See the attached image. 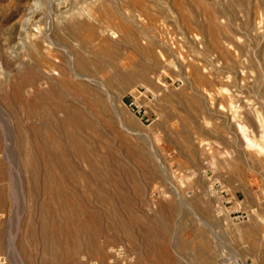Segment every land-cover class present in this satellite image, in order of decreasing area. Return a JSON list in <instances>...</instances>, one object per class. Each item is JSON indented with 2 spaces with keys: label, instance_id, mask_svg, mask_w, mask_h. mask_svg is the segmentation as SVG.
<instances>
[{
  "label": "rangeland",
  "instance_id": "rangeland-1",
  "mask_svg": "<svg viewBox=\"0 0 264 264\" xmlns=\"http://www.w3.org/2000/svg\"><path fill=\"white\" fill-rule=\"evenodd\" d=\"M0 19V264H264V0H0ZM48 46L57 71L36 63ZM143 88L159 94L148 121L130 107ZM59 101L86 123L53 134L77 133L99 173L76 142L57 161L35 151ZM64 190L97 213L98 252Z\"/></svg>",
  "mask_w": 264,
  "mask_h": 264
},
{
  "label": "bare ground",
  "instance_id": "bare-ground-1",
  "mask_svg": "<svg viewBox=\"0 0 264 264\" xmlns=\"http://www.w3.org/2000/svg\"><path fill=\"white\" fill-rule=\"evenodd\" d=\"M12 1H14V0H12ZM49 1V0H48ZM11 2V1H10ZM23 2V1H22ZM25 3V2H24ZM15 4V3H14ZM13 5V4H12ZM46 5V4H45ZM57 6V5H56ZM66 7V6H65ZM64 7V8H65ZM238 7V6H237ZM32 9V8H31ZM58 9V8H57ZM19 12V11H18ZM227 12V11H226ZM235 12V11H234ZM59 13V12H58ZM239 13V12H238ZM241 13V12H240ZM239 13V14H240ZM28 14V13H27ZM226 14V13H225ZM229 14V13H228ZM18 15V14H17ZM29 15V14H28ZM69 15V14H68ZM227 15V14H226ZM233 15V14H232ZM2 16V15H1ZM24 16V15H23ZM51 16V15H50ZM228 16V20H229V22H231V23H233L234 22V19H238V16L237 15H235V16H233V17H235V18H232L231 17V15H227ZM20 17H21V15H20ZM25 17H26V15H25ZM22 18V17H21ZM30 18V17H29ZM38 19V18H37ZM1 20V19H0ZM23 20V22H24V19H20V21H22ZM31 20H33V19H31ZM39 21V20H38ZM26 23V22H25ZM32 23H34V22H32ZM20 24V23H19ZM27 24V23H26ZM28 26H30L29 24H27ZM23 27H24V25H23ZM47 27V26H46ZM227 27V26H226ZM238 27V26H237ZM22 29V28H21ZM49 30V29H48ZM74 31V30H73ZM40 32V31H39ZM1 33V32H0ZM41 33V32H40ZM44 33V32H43ZM75 33V32H74ZM246 33V32H245ZM4 34V33H3ZM45 34V33H44ZM43 34V35H44ZM35 35V34H34ZM34 35H32V36H34ZM46 35V34H45ZM44 35V38L45 37H49V36H45ZM262 35V34H261ZM29 36V35H28ZM263 36V35H262ZM41 37V36H40ZM264 37V36H263ZM35 38V37H34ZM43 40V39H42ZM41 41V40H40ZM49 41H50V43L52 44L54 41L52 40V39H50L49 38ZM29 42V41H28ZM32 42H34V40L32 39ZM36 42V41H35ZM34 42V43H35ZM43 42V41H42ZM41 42V43H42ZM45 42V41H44ZM46 43V42H45ZM231 43V42H230ZM53 45V44H52ZM249 45V44H248ZM33 46V45H32ZM41 46H42V44H41ZM36 47V46H35ZM249 47V46H248ZM37 48V47H36ZM252 48V47H251ZM36 51V50H35ZM37 54L35 55V60H36V63H37V65H38V67H39V69H41V68H45V66H47L46 64H47V62L50 60V58L52 57V58H55V61H57L56 63L54 62V61H52V63L53 64H51V62H50V65L53 67V68H55V70H56V68H57V70H59L58 69V67H60L61 65H60V63L59 64H57L58 62H60L61 60H59V56L57 57V55H56V53L52 50V49H50V46H48V47H45L44 49H41V48H38L37 49ZM33 52H34V49H33ZM36 53V52H35ZM60 54V53H59ZM33 55V54H32ZM32 55H31V57H32ZM49 57V58H48ZM51 58V59H52ZM33 59V58H32ZM48 59V60H47ZM75 60V59H74ZM7 62H9V60L7 61ZM48 62V63H49ZM35 63V62H34ZM61 63H63V62H61ZM69 63V62H68ZM10 64V63H9ZM15 64V63H14ZM75 64V63H74ZM60 65V66H59ZM72 65V64H71ZM49 66V65H48ZM70 67V66H69ZM43 68V69H44ZM50 68V67H49ZM35 69H36V67H35ZM47 71H48V68H45ZM52 69V68H51ZM74 69H75V65H74ZM73 69V70H74ZM34 70V69H33ZM32 69H31V71H33ZM42 70V69H41ZM54 70V69H53ZM56 70V71H57ZM61 70L62 69H60V72H61ZM64 70V69H63ZM36 71V70H35ZM56 71H53V72H55V73H57ZM39 72V71H38ZM45 72V71H44ZM71 72V71H70ZM75 72H76V70H75ZM75 72H73V73H75ZM47 74H50V73H48V72H46ZM58 73H59V71H58ZM61 73H63V72H61ZM61 73H59V74H61ZM69 73V72H68ZM77 73H78V71H77ZM1 74V73H0ZM42 74H44V73H42ZM76 74V73H75ZM38 75V74H37ZM45 75V74H44ZM51 75H52V73H51ZM67 75V74H66ZM70 75H71V73H70ZM73 75V74H72ZM71 75V76H72ZM77 75V74H76ZM78 75H81V74H78ZM39 76V75H38ZM86 76V75H85ZM45 77H47V75H45ZM52 77V76H51ZM74 77V76H73ZM83 77V76H82ZM48 78V77H47ZM60 77H58V79H59ZM31 79V78H30ZM57 79V78H56ZM32 80V79H31ZM44 80V79H43ZM42 80V81H43ZM54 80V79H53ZM53 80H51V81H53ZM93 80H95V79H93ZM39 81L40 80H33V82H32V87L33 88H36V92H35V95L38 97V98H49V96H48V92L47 91H44V90H42V89H40V88H38L39 86H40V83H39ZM55 81V80H54ZM97 83H100V81H97V80H95ZM29 83V82H28ZM25 85V84H24ZM45 85H49V83L48 84H46L45 83ZM29 88H31V87H29ZM57 88V87H56ZM55 87H50V90H52V91H54V92H56L55 91V89H56ZM6 91H7V88H6ZM32 91V90H31ZM58 91V90H57ZM30 92V91H29ZM59 92V91H58ZM57 92V93H58ZM48 96V97H47ZM14 97V96H13ZM21 97V96H20ZM50 99V98H49ZM48 99V100H49ZM12 100V99H11ZM15 100V99H14ZM51 100H52V98H51ZM50 100V101H51ZM44 101V100H43ZM49 101V102H50ZM37 103V102H36ZM38 105V104H37ZM54 105V106H53ZM52 106V110L51 111H49V114H47L46 116H45V119L43 120V121H40V123H41V125L42 126H40L39 128H40V130L42 131V130H45V131H43L46 135H47V139L44 141V142H42V143H44V144H42V143H40V144H42V146L40 145V144H38L36 147H35V151H37V152H48V154L49 155H52L53 157H55L56 158V161L57 160H59V158H61V157H65V155L67 156L68 154H69V149H68V146H67V144L65 145H63V143L61 142L62 140H66V141H72V142H76V143H73V146H75V148H76V151L78 152V155H80V157H82L83 159L85 158V160L86 161H88V163L90 164V166H92V169H93V172H98L99 173V170L95 167V164H94V162L93 161H91L90 160V158H89V156L90 155H88V156H85L87 153H86V150H88V149H86L87 148V146L85 145V144H83V143H80L79 142V136L77 135V133H73V132H71V133H69V131H68V133H65V132H67V130L64 132V134L63 135H56V134H53V132H55V130L57 129L58 130V132L61 130V128L62 129H64V127H65V125L66 124H68V122H70L71 121V119L73 120H77V122L79 123V124H81V125H83L84 126V124L86 123L85 122V119H84V114H83V112L82 111H80V107L78 108V106L76 105V107H74L73 105H75V104H73V105H71V104H68L67 102H65V101H59V102H57V103H55V104H53ZM79 110H78V109ZM82 110V109H81ZM13 112V111H12ZM61 113H63V118H60L59 116H60V114ZM25 115V114H24ZM41 115V114H40ZM235 115L236 114H234L233 115V118L235 117ZM43 116V115H42ZM42 120V119H41ZM35 123V122H34ZM4 126V125H3ZM61 126V127H60ZM82 127V126H81ZM20 128V127H19ZM26 128V127H25ZM56 128V129H55ZM239 128H240V133H241V135L243 136V138H244V140H245V142L247 143V145L249 146V148L250 147H252V148H255V149H257L258 151H260V152H263V150H262V147L260 146V144H259V142L258 141H252L251 139H250V137H249V135L247 134V128L245 127V126H243V125H239ZM17 129H18V127H17ZM11 130V129H10ZM16 130V129H15ZM9 131V130H8ZM22 131V130H21ZM14 133H15V131H14ZM5 135V134H4ZM15 135V134H14ZM29 135V134H28ZM40 135V134H39ZM264 137V136H263ZM1 138V137H0ZM41 138H43V137H41ZM40 139V138H39ZM43 139H45V138H43ZM22 140V139H21ZM3 141H4V138H3ZM34 141V140H33ZM22 142V141H21ZM5 143V142H4ZM30 143V142H29ZM21 146V145H20ZM24 146V145H23ZM247 146V147H248ZM26 147V146H25ZM31 150L32 151V149H31V147H28V149L27 150ZM153 149V148H152ZM150 150V149H149ZM5 152V151H4ZM23 152V151H22ZM42 152V154H44ZM256 152V151H255ZM35 154V153H34ZM74 154V153H73ZM257 154V153H256ZM24 156V155H23ZM69 156V155H68ZM74 156H75V154H74ZM84 156V157H83ZM252 156V155H251ZM63 157V158H64ZM43 158V157H42ZM44 158H45V156H44ZM54 158V159H55ZM67 158V157H66ZM26 159V158H25ZM24 159V160H25ZM49 159V158H48ZM53 159V160H54ZM8 160V159H7ZM31 160V159H30ZM36 160V159H35ZM68 160V159H67ZM67 160H65V161H67ZM28 161V160H27ZM45 161V160H44ZM33 163H34V161H32ZM46 162V161H45ZM68 162V161H67ZM70 162V161H69ZM23 163V162H22ZM47 163V162H46ZM61 163V165H62V163H64V160L62 159V161L60 160L59 161V164ZM13 164V163H12ZM28 164V163H27ZM65 164V163H64ZM34 165V164H33ZM36 165H37V163H36ZM39 165V164H38ZM37 165V166H38ZM48 165H49V163H48ZM47 165V166H48ZM51 165V164H50ZM13 166V165H12ZM31 167H32V164L30 165ZM65 167V166H64ZM70 167V166H69ZM32 169H33V167H32ZM103 169V168H102ZM56 172V171H55ZM77 172V171H76ZM30 173H32V171L30 172ZM50 173V172H49ZM60 173V172H59ZM33 174H35V173H33ZM98 175V174H97ZM100 175V174H99ZM60 176V175H59ZM87 175L84 173V176H83V180L85 181H87V177H86ZM162 176V175H161ZM53 177V176H52ZM100 177V176H99ZM164 177V176H163ZM165 177H167V176H165ZM50 179V178H49ZM171 180V179H170ZM96 181V180H95ZM102 180H100V182H101ZM39 182V181H38ZM76 182V181H75ZM78 182V181H77ZM98 184V183H97ZM103 184V183H102ZM68 185V184H67ZM105 185H106V183H105ZM4 186V185H3ZM2 186V187H3ZM7 186V185H6ZM103 186V185H102ZM172 186V185H171ZM2 187H1V189H2ZM156 187V186H155ZM164 187V186H163ZM4 188V187H3ZM7 188V187H6ZM5 188V189H6ZM104 188V187H103ZM158 188V187H157ZM161 189H163V188H161ZM176 189H179V188H176ZM100 190V189H99ZM155 189H153V191H154ZM4 191V190H3ZM152 191V192H153ZM156 191V190H155ZM171 191H172V188H171ZM8 192V191H7ZM173 192H175V191H173ZM95 193H96V191H95ZM177 193V192H176ZM32 194V193H31ZM56 194V196L57 197H64V196H66L67 194H66V191L64 190V191H58L57 193H55ZM93 194V193H92ZM97 194V199L98 200H100L99 202L101 203V201H105V197H103V196H100V194H98V193H96ZM148 195V194H147ZM171 195V194H170ZM3 196H4V194H3V192H2V190H0V202L2 203L4 200H3ZM7 196H8V194H7ZM67 196H69V195H67ZM66 196V197H67ZM159 196V195H158ZM14 197V196H13ZM45 197V196H44ZM145 197V196H144ZM117 198V197H116ZM148 198V197H147ZM7 199V198H6ZM64 199H65V201L63 202V207L65 208V215H66V217L65 218H69V220L70 219H76V216L79 218V221L78 222H80V224L82 225V228H83V230H84V233H85V235L87 236V243H85V244H87V247L88 248H90L92 251H95V253L96 252H98L100 249H102V245H100V243L97 241V239H96V232L95 231H93V230H89L88 229V227H89V220L93 217V218H96L97 217V213L96 212H91V213H88L89 211H87V210H85V209H81V208H78L77 206H75L69 199H67V198H65L64 197ZM179 199H181V198H179ZM25 200V199H24ZM36 200V199H35ZM63 200V199H62ZM154 199L153 198H149V205L152 203V201H153ZM112 201V200H111ZM35 202V201H34ZM146 202V201H145ZM59 203V202H58ZM87 203V202H86ZM180 203H181V201H180ZM88 204V203H87ZM138 204V203H137ZM61 205V204H60ZM148 205V204H147ZM146 205V206H147ZM153 205V204H152ZM91 206V205H90ZM52 208H54V207H52ZM145 208V207H144ZM28 210V209H27ZM90 210V209H89ZM146 210V209H145ZM32 213V212H31ZM138 213V212H137ZM30 215V214H29ZM122 217H124V216H122ZM92 218V219H93ZM47 221H49V220H47ZM73 221V220H72ZM95 221V220H94ZM93 220H92V222H94ZM121 221V220H120ZM32 222V221H31ZM73 222H75V221H73ZM76 223V222H75ZM29 224V223H28ZM64 225V224H63ZM71 226V225H70ZM69 226V227H70ZM42 228V227H41ZM71 228V227H70ZM69 230V229H68ZM67 230V231H68ZM71 230V229H70ZM82 230V229H81ZM44 231V230H43ZM95 232V233H94ZM26 233V232H25ZM69 233V232H68ZM73 233V232H72ZM83 233V232H82ZM17 234V233H16ZM70 234V233H69ZM81 234V233H80ZM18 235V234H17ZM24 236V235H23ZM25 237V236H24ZM23 237V239L25 240V238ZM140 237V236H139ZM84 238V237H83ZM99 238V237H98ZM107 239V238H106ZM15 240V239H14ZM100 240V239H99ZM45 241V240H44ZM68 241H70V240H68ZM84 241V242H85ZM101 241V240H100ZM122 241V240H121ZM12 242V241H11ZM15 242V241H14ZM25 242V241H24ZM102 242V241H101ZM123 242V241H122ZM68 243V242H67ZM127 245V244H126ZM201 245V244H200ZM58 247V246H57ZM111 247V246H110ZM128 247V246H127ZM54 248V247H53ZM86 248V247H85ZM68 250V249H67ZM85 250V249H84ZM83 250V251H84ZM200 250V249H199ZM86 251V250H85ZM102 251V250H101ZM103 251H104V249H103ZM106 251V250H105ZM111 251H112V248H111ZM117 251V250H116ZM122 251V250H121ZM120 251V252H121ZM35 252V251H34ZM107 252H108V250H107ZM110 252V251H109ZM125 252V251H124ZM77 253V252H76ZM86 253V252H85ZM88 253V252H87ZM94 253V254H95ZM100 253V252H99ZM122 253V252H121ZM47 254H49V253H47ZM107 254V253H106ZM73 255H75V253L73 254ZM88 255V254H87ZM105 255V254H104ZM121 255V254H120ZM209 255V254H208ZM98 256H99V254H98ZM145 256V255H144ZM238 256V255H237ZM56 257V256H55ZM93 257V256H92ZM107 257V256H106ZM206 257V256H205ZM91 258V257H90ZM97 258V257H96ZM95 258V259H96ZM104 258V257H103ZM112 258V257H111ZM132 258V257H131ZM178 258V257H177ZM202 258V257H201ZM208 259H209V257H207ZM221 258H222V256H221ZM57 259V258H56ZM84 259V258H83ZM85 259H87V257H85ZM85 259H84V261H85ZM97 259H100V258H97ZM114 259V258H113ZM215 259V258H214ZM80 260V259H79ZM88 260V262H91V259L89 260V258L87 259ZM106 260H107V258H106ZM110 260V259H109ZM94 261V260H93ZM187 261V260H186ZM205 261V260H204ZM208 261V260H207ZM210 261V260H209ZM211 261H213V260H211ZM225 261V263H223V264H246V262L245 261H243L241 258H239V257H233V256H229L226 260H224ZM109 262H111V260L109 261ZM125 262V261H124ZM215 262V261H214ZM96 263H97V261H96ZM208 263V262H207ZM93 264H95V262H93ZM212 264V263H211Z\"/></svg>",
  "mask_w": 264,
  "mask_h": 264
},
{
  "label": "built area",
  "instance_id": "built-area-1",
  "mask_svg": "<svg viewBox=\"0 0 264 264\" xmlns=\"http://www.w3.org/2000/svg\"><path fill=\"white\" fill-rule=\"evenodd\" d=\"M159 102V94L147 88L138 89L132 95L130 107L134 113L146 121L155 113V107Z\"/></svg>",
  "mask_w": 264,
  "mask_h": 264
},
{
  "label": "clouds",
  "instance_id": "clouds-1",
  "mask_svg": "<svg viewBox=\"0 0 264 264\" xmlns=\"http://www.w3.org/2000/svg\"><path fill=\"white\" fill-rule=\"evenodd\" d=\"M3 71V66L2 65H0V72H2Z\"/></svg>",
  "mask_w": 264,
  "mask_h": 264
}]
</instances>
